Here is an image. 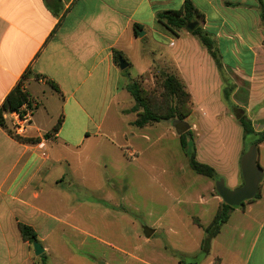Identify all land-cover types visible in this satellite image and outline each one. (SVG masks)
I'll return each instance as SVG.
<instances>
[{
  "label": "crops",
  "instance_id": "crops-1",
  "mask_svg": "<svg viewBox=\"0 0 264 264\" xmlns=\"http://www.w3.org/2000/svg\"><path fill=\"white\" fill-rule=\"evenodd\" d=\"M186 1L202 15L198 27L215 42L222 70L197 36L182 30L177 37L158 22L159 13L179 11ZM134 25L142 26L143 37L135 35ZM135 47L146 67L131 80L124 78L114 54L121 53L130 68L133 63L125 57ZM153 68L161 75H176L191 95L187 149L215 171V178L208 179L217 213L223 201L212 187L220 180L229 190L244 183L240 162L245 143L239 118L251 121L256 133L264 130V23L258 0H0V107L27 70L40 76L24 80L23 88L37 108L28 113L21 136L38 142L21 143L0 126V264L42 263L35 260L33 245L23 240L19 224L35 231L46 263L53 261L58 247L52 239L59 244L66 218L82 206L71 191L83 177L71 160L88 142L122 135L123 145L116 146L129 162L150 151L134 146L133 131L148 132L161 124L133 125L137 115L126 88L132 81L141 84ZM59 119L60 131L47 138ZM8 122L13 127L12 115ZM173 126L165 123L164 130L180 141L179 129ZM226 131L231 135L228 146ZM258 151L264 172V143ZM259 194L230 213L201 264H264V179ZM214 218L206 225L193 218L205 240L203 228ZM203 241L198 252L181 257L196 259Z\"/></svg>",
  "mask_w": 264,
  "mask_h": 264
},
{
  "label": "rangeland",
  "instance_id": "rangeland-1",
  "mask_svg": "<svg viewBox=\"0 0 264 264\" xmlns=\"http://www.w3.org/2000/svg\"><path fill=\"white\" fill-rule=\"evenodd\" d=\"M143 48H149L146 41ZM125 58L133 64L123 71L124 78L136 80L146 67L145 58L138 47ZM161 78L153 68L141 85L155 92ZM131 102L135 106L133 99ZM165 123L177 125L180 136L183 128L179 122H162L148 132L133 131L134 146L142 151L150 148L139 160L126 161L117 149L123 145L122 135L92 140L71 160L76 161L83 177L71 191L82 206L66 218L59 244L52 239L58 248L50 264H176L185 259L181 256L198 252L202 240L206 244L193 218L206 225L215 216L216 203L209 194L211 180L190 169L193 150L188 148L185 158L179 139L165 132ZM144 133L149 134L151 143L144 140ZM229 134L226 131L223 138L227 146ZM248 149L245 144L244 152ZM214 194H218L216 189ZM154 230L157 233L146 241ZM34 257L41 260V256Z\"/></svg>",
  "mask_w": 264,
  "mask_h": 264
},
{
  "label": "trees",
  "instance_id": "trees-1",
  "mask_svg": "<svg viewBox=\"0 0 264 264\" xmlns=\"http://www.w3.org/2000/svg\"><path fill=\"white\" fill-rule=\"evenodd\" d=\"M258 1L261 5L262 21L264 23V3L262 0ZM201 19L202 15L190 1H186L179 11L162 12L157 15L158 22L177 37L180 36V32L182 30H188L192 23H196ZM133 30L135 35L138 36L142 30V26L134 25ZM191 34L198 37L201 44L209 51L210 55L215 60L218 68L222 70L223 65L215 47V42L209 38L201 27H197ZM120 57H123V55L119 52H115L114 62L117 66H119ZM161 76L162 80L158 84V89L155 92L145 90L138 81H132L126 88L135 101V106L132 108V112L136 113L137 119L133 125L138 128H144L146 126L162 122H179L180 124H184L185 121L192 115L193 106L191 95L187 92L182 81L176 75L162 74ZM29 77L40 79L39 75L32 74L30 69L27 70L17 86L9 93L0 107V126L6 129L13 138L21 143L38 142V140H29L16 136L13 127H11L8 122L9 115L16 113L23 118L28 113L32 114L37 108L33 104L34 102L32 97L23 88L24 80ZM49 85L57 93H60L58 86L54 82L50 81ZM229 91L230 90L226 91V97L229 96ZM239 122L244 132V143L248 147L253 144L259 147L264 143V130L261 133H256L252 127L251 121H249L245 116L240 117ZM62 123L63 120L59 119L57 124L47 135V138L50 137V135L58 134ZM187 135H191L190 131L180 135V143L185 152H187L188 147L186 140ZM189 164L191 169L196 174L211 179L215 178V171L211 167L199 163L194 152L190 155ZM259 197L260 194H258L255 199H258ZM233 210L234 209L228 205L222 203L215 215L214 221L207 228H203L199 221L195 220L196 224L200 228H203L208 235L205 240L206 244H203L204 248L201 254L207 255V249L211 239L216 237L222 226L227 223L229 215ZM19 231L23 240L28 242L30 245L38 242L37 234L31 227L19 224ZM41 260V264H47L44 255L41 256ZM194 260L191 261L188 259H181L180 264H193Z\"/></svg>",
  "mask_w": 264,
  "mask_h": 264
},
{
  "label": "water",
  "instance_id": "water-1",
  "mask_svg": "<svg viewBox=\"0 0 264 264\" xmlns=\"http://www.w3.org/2000/svg\"><path fill=\"white\" fill-rule=\"evenodd\" d=\"M199 24L192 23L189 26L188 31L192 33ZM140 37L144 36L143 32H140ZM129 67L128 62L122 57L119 58V68L121 71L126 70ZM243 115V113H241ZM182 132L189 130V125L182 124ZM181 132V133H182ZM258 146L253 144L249 147L248 151L243 155L240 167L243 177V186L236 190H229L226 188L223 180H220L216 184V190L223 203L231 207L232 209H239L246 202L252 201L260 193V186L264 179V172L258 165ZM35 256H42L45 252L44 248L39 242L33 244ZM206 254H200L193 262V264H201L205 259Z\"/></svg>",
  "mask_w": 264,
  "mask_h": 264
},
{
  "label": "built area",
  "instance_id": "built-area-1",
  "mask_svg": "<svg viewBox=\"0 0 264 264\" xmlns=\"http://www.w3.org/2000/svg\"><path fill=\"white\" fill-rule=\"evenodd\" d=\"M28 122L29 114H27L23 118H21L20 115L16 113L12 114V125L16 136L21 137L26 133Z\"/></svg>",
  "mask_w": 264,
  "mask_h": 264
}]
</instances>
